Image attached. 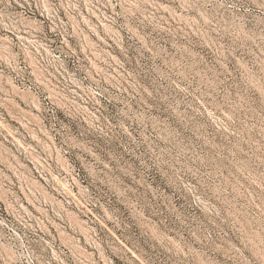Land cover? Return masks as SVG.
I'll use <instances>...</instances> for the list:
<instances>
[{
    "label": "rangeland",
    "instance_id": "1",
    "mask_svg": "<svg viewBox=\"0 0 264 264\" xmlns=\"http://www.w3.org/2000/svg\"><path fill=\"white\" fill-rule=\"evenodd\" d=\"M0 264H264V0H0Z\"/></svg>",
    "mask_w": 264,
    "mask_h": 264
}]
</instances>
